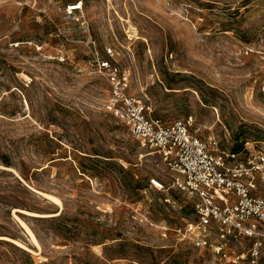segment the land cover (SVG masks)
Listing matches in <instances>:
<instances>
[{
	"label": "rangeland",
	"instance_id": "1",
	"mask_svg": "<svg viewBox=\"0 0 264 264\" xmlns=\"http://www.w3.org/2000/svg\"><path fill=\"white\" fill-rule=\"evenodd\" d=\"M106 46L152 116L264 151V0H0V235L34 251L0 239V264H219L176 235L190 201L152 188L160 156L107 110Z\"/></svg>",
	"mask_w": 264,
	"mask_h": 264
},
{
	"label": "built area",
	"instance_id": "2",
	"mask_svg": "<svg viewBox=\"0 0 264 264\" xmlns=\"http://www.w3.org/2000/svg\"><path fill=\"white\" fill-rule=\"evenodd\" d=\"M83 10L69 6L68 13ZM95 58L106 80L107 110L126 125L134 140L156 152L167 180L151 179L156 191L175 189L193 208V218L174 231L184 243L209 252L219 264H264V151L244 156L220 149L214 137L204 140L192 118L170 123L152 116L142 99L130 93V73L114 46Z\"/></svg>",
	"mask_w": 264,
	"mask_h": 264
},
{
	"label": "bare ground",
	"instance_id": "3",
	"mask_svg": "<svg viewBox=\"0 0 264 264\" xmlns=\"http://www.w3.org/2000/svg\"><path fill=\"white\" fill-rule=\"evenodd\" d=\"M45 197L50 198L51 200H53L55 203H60V201L49 194H44ZM21 212L30 214V215H35V216H58L59 212H55V213H36V212H31L28 210H21ZM20 225L21 227L26 231L27 235L29 236L31 242L33 243V245H35L37 248H41L40 242L36 236V234L34 233V231L30 228V226L23 220L19 219ZM0 239H4L7 241H10L12 243H14L15 245H17L18 247H21L29 252H34L30 247H28L25 243H23L22 241L18 240V239H14L12 237L9 236H2L0 235Z\"/></svg>",
	"mask_w": 264,
	"mask_h": 264
}]
</instances>
